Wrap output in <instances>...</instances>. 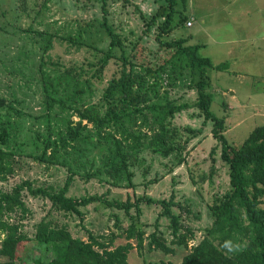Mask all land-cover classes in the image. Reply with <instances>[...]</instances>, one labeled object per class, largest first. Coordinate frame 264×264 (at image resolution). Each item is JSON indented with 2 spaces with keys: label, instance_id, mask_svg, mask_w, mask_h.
<instances>
[{
  "label": "rangeland",
  "instance_id": "obj_1",
  "mask_svg": "<svg viewBox=\"0 0 264 264\" xmlns=\"http://www.w3.org/2000/svg\"><path fill=\"white\" fill-rule=\"evenodd\" d=\"M101 6V0H0V100H4L0 106V140L6 136L4 130L8 134V145L0 141V150L15 152L11 158L14 172L0 181V193L10 194L25 181L33 188L57 191L72 176L67 196L73 198L107 193V200L125 202L142 196L168 201L173 196L179 204L171 209L179 219V232L190 228L194 238L186 248L172 245L170 219L161 216L159 205L141 204L126 214L94 203L80 208L84 214L80 223L76 214L65 213L48 199L32 197L23 190L21 201L27 211L15 208L0 216L29 239L19 247L15 264H33L38 258L50 259L54 255L49 245L35 240L40 222L66 228L73 238L87 242L85 227L101 244H110L111 250L129 242L132 249L128 264H180L190 249L207 236L213 223L210 207L230 189L228 167L213 137V122L207 120L200 134L194 132L205 120L195 105L198 76L177 59L175 48L161 47L159 40L173 43L184 38L187 46H198V55L209 58L213 65L228 64L226 71L207 70L206 92L211 96L210 111L223 119L224 135L230 144L240 147L256 127L264 125V23L260 20L255 24L260 17L248 0L179 2L172 22L174 30L161 36L166 17L159 11L167 6L164 0H106V16ZM190 14L193 25L189 27ZM103 15L121 45L114 49L100 77L92 78L97 68L93 64L110 44L100 27ZM122 56L136 83L134 90L148 97L140 107L161 105L166 100L189 106L174 113L165 124L167 148L173 151L164 156L161 150L154 152L146 147L154 131L136 123L135 131H140L145 147L129 157L125 172L131 177L130 183L125 180L126 173L123 180L115 181L118 186H113L103 171L87 177L92 172L91 163L94 169L103 167L98 150L83 167H77L73 158L68 159L70 166L35 160L34 155L41 153L38 144L43 147L41 142L51 134L50 129L55 139L68 122L81 121L79 112L86 107H93L101 115L106 113L105 89L119 78ZM82 124L93 136V125L86 121ZM106 131L112 132L110 128ZM51 154L49 150L46 157ZM137 232L142 235L141 249L136 248ZM152 235L164 239L173 253L150 250ZM129 236L132 239L128 240ZM4 237L0 234V249Z\"/></svg>",
  "mask_w": 264,
  "mask_h": 264
},
{
  "label": "trees",
  "instance_id": "obj_2",
  "mask_svg": "<svg viewBox=\"0 0 264 264\" xmlns=\"http://www.w3.org/2000/svg\"><path fill=\"white\" fill-rule=\"evenodd\" d=\"M164 1L167 6L160 8L159 15H164L166 18L160 30V36L174 30L172 22L177 14V6L179 2L185 3L186 0ZM101 2V10L106 16V0H101ZM104 15L100 27L110 38V44L105 54L93 64L97 65V68L91 76L92 78L100 77L99 75L113 58L114 49L121 45L119 36L115 34ZM185 19L183 18V21ZM159 42L161 47L175 48L177 59L182 60L190 67L193 76H198L195 84L197 89L195 105L202 110L205 120L202 122V127L194 132L200 134L207 120L213 122L212 134L220 144V157L228 167L230 184V189L216 204L210 207L213 223L207 230V236L190 249L180 264H264V208L262 207L264 198V125L256 127L240 147L237 148L230 144L224 135L223 119L215 117L210 111L211 96L206 92V88L209 86L207 70L226 71L229 68L228 64L222 63L214 66L208 58L198 55V46H187V40L184 38L173 43L163 40H159ZM122 59L119 78L111 81L105 89L106 113L101 115L93 107L83 108L79 112L81 121H86L87 124H91L95 128L94 135L92 136L87 131V125H83L81 121L76 124L68 122L65 131L58 132L55 139L51 138L53 132L49 128L51 134L41 142L43 147L38 144L41 153L34 155L35 160L70 166L68 159L73 158L77 167H83L86 162H91L88 158L94 150H98L101 153L99 162L103 167L94 169L91 163L92 172L87 174V177L90 179L103 171L112 179V185L118 186L115 181L124 179L129 157L145 147L140 131H135L138 125L136 123L154 131L152 139L146 147L151 148L154 152L161 150L164 156H168L173 151V149L167 148L165 124L168 118L174 117V113L186 110L189 106L186 104L176 105L172 101L166 100L161 105L148 106L146 104L140 107V104L148 102V97L134 90L136 83L127 72V60L123 56ZM151 92L156 99L159 98L155 87L151 88ZM167 93H165L166 97ZM77 94H83V91ZM49 101L50 103L54 102L50 99ZM3 105L4 100H0V106ZM50 109L51 107L48 108V110ZM126 124H130L131 127ZM106 128H110L112 132H107ZM3 134L6 136L0 141L2 144L8 145V134L5 130ZM49 150L52 154L50 157H46ZM14 153L0 150V181L14 172L11 162V158L15 156ZM83 159L85 160L82 162ZM72 179V176L68 177L64 186L57 191L52 188H33L30 182L25 181L17 185L10 194L0 193V216L4 211H12L15 208H19L22 212L27 211L21 201L23 190H26L32 197L48 199L52 205L65 213L76 214L80 223L84 218L80 208H86L94 203L123 210L126 214L130 209L141 204L159 205L162 208L161 216L170 219L172 245L186 248L188 241L194 238V233L190 228L186 227L183 233L179 232L181 227L179 219L171 210L173 207H179V204L174 201L173 196L168 201L142 196L135 201L127 199L125 202L109 201L106 198L107 193L73 198L67 196ZM125 180L130 183L129 173ZM84 229L87 232V242L73 238L66 228H52L46 222H40L36 228L35 240L49 245L54 255L50 259L47 256L38 258L33 261V264H128V254L132 249L129 242L111 250L110 244H101L98 237L93 236L85 227ZM0 234H5L0 249V259L4 261L0 264H15L19 247L25 246L29 239L18 233L17 226H11L1 218ZM134 238L137 241L136 248L141 249L142 235L137 232ZM130 239H132L131 236L128 237V240ZM96 248L101 251L95 250ZM149 249H156L164 254L173 253V250L166 246L165 240L156 235L151 236Z\"/></svg>",
  "mask_w": 264,
  "mask_h": 264
},
{
  "label": "crops",
  "instance_id": "obj_3",
  "mask_svg": "<svg viewBox=\"0 0 264 264\" xmlns=\"http://www.w3.org/2000/svg\"><path fill=\"white\" fill-rule=\"evenodd\" d=\"M231 1L232 0H228V2L229 3H231ZM249 2H250V5L251 6H255V8L253 9V12L254 11H257V13H258V15H259V17H260V19L259 20H257V22L255 21V24H258V22H260V20L264 23V19L262 18V12H264L263 11V8H264V0H248ZM249 8L247 7V10H248ZM263 16H264V14H263ZM189 19L191 20V26L193 25L192 24V17H191V14L189 15ZM190 27V26H189ZM250 29H251V27L250 28H248L247 29V31H248V33L250 32ZM209 59V58H208ZM210 60V59H209ZM222 64V63H221ZM219 65V64H218ZM214 66H216V65H214Z\"/></svg>",
  "mask_w": 264,
  "mask_h": 264
},
{
  "label": "built area",
  "instance_id": "obj_4",
  "mask_svg": "<svg viewBox=\"0 0 264 264\" xmlns=\"http://www.w3.org/2000/svg\"><path fill=\"white\" fill-rule=\"evenodd\" d=\"M187 25H188V26H191V22H188Z\"/></svg>",
  "mask_w": 264,
  "mask_h": 264
}]
</instances>
